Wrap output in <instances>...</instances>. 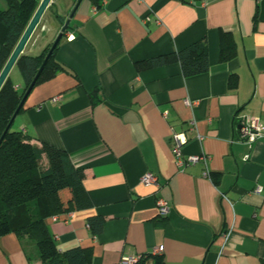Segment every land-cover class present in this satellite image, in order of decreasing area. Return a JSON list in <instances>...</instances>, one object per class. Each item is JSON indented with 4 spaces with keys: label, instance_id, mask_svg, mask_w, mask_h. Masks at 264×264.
<instances>
[{
    "label": "crops",
    "instance_id": "0c3cea01",
    "mask_svg": "<svg viewBox=\"0 0 264 264\" xmlns=\"http://www.w3.org/2000/svg\"><path fill=\"white\" fill-rule=\"evenodd\" d=\"M76 1L52 0L23 55L52 44ZM222 35L232 47L226 62ZM203 40L207 73L135 68ZM55 61L64 70L31 90L12 128L32 145L65 151L83 174L92 207L46 222L59 251L90 248L92 264L154 250L164 264H264V138L235 136L241 118L264 125V0H102L99 9L83 0ZM9 76L20 91L19 73ZM173 134L184 159L205 156L207 164L178 168ZM146 174L157 186L140 183ZM158 199L169 208L164 218ZM92 216L103 220L96 236ZM0 264L40 263L31 241L7 234Z\"/></svg>",
    "mask_w": 264,
    "mask_h": 264
},
{
    "label": "trees",
    "instance_id": "16d2710c",
    "mask_svg": "<svg viewBox=\"0 0 264 264\" xmlns=\"http://www.w3.org/2000/svg\"><path fill=\"white\" fill-rule=\"evenodd\" d=\"M3 1L5 9L0 10V71L39 4V0ZM88 1L95 9H99L102 0ZM59 23L62 27L63 21L59 19ZM221 38L220 62H226L232 58V47L228 36L222 35ZM50 47L51 44L37 57L22 54L18 58L12 71L16 70L20 75V91L15 88L10 76L1 87L0 137ZM58 48L59 44L34 87L51 80L58 71L64 70L55 61ZM170 64H178L184 78L207 73L209 60L205 41L196 42L179 52L137 62L135 68L144 71ZM42 161L46 163L44 167ZM82 181V172L72 165L65 151L45 143L32 145L27 136L11 127L0 143V237L14 234L21 240L31 241L40 264H92L90 248L59 251L46 223L51 217L92 207ZM102 226L103 220L100 217L87 219V227L94 236L101 233ZM136 264L164 262L160 255L152 253L139 256Z\"/></svg>",
    "mask_w": 264,
    "mask_h": 264
},
{
    "label": "built area",
    "instance_id": "2783aa9c",
    "mask_svg": "<svg viewBox=\"0 0 264 264\" xmlns=\"http://www.w3.org/2000/svg\"><path fill=\"white\" fill-rule=\"evenodd\" d=\"M148 21V18L146 19ZM60 99L53 98L51 101L56 103ZM238 126L235 129V136L238 140H243L249 144H252L256 142L257 140L264 138V125L260 122V120L256 118H241L238 120ZM172 142H173V148L172 153L175 159V165L182 169L187 166L194 165L197 162H202L204 165L207 164L208 158L205 156L200 157H188L187 159H184L181 155L180 147L184 143V141L181 139L180 135L173 134L172 136ZM208 172L205 170L203 172V177H208ZM140 183L143 186H157V179L151 175L146 174L144 175ZM260 188L255 189V193H259ZM156 209L158 212V216L160 218H164L168 212L169 208L167 206V203L164 200L158 199L156 201ZM52 220H57V216L52 217ZM160 250H154V254H159ZM139 259V256H128L121 259L119 264H136Z\"/></svg>",
    "mask_w": 264,
    "mask_h": 264
},
{
    "label": "water",
    "instance_id": "95a60500",
    "mask_svg": "<svg viewBox=\"0 0 264 264\" xmlns=\"http://www.w3.org/2000/svg\"><path fill=\"white\" fill-rule=\"evenodd\" d=\"M83 0H77V2L75 3L71 13L69 14L68 19L63 23L59 34L57 35L56 39L54 40V42L51 44V47L48 51V53L46 54L39 70L37 71L34 79L32 80L30 86L28 87V89L26 90V92L24 93L19 105L17 106L14 114L12 115L8 125L6 126V128L4 129L1 137H0V143L2 142L3 138L5 137L6 133L8 132V130L12 127L13 122L15 120V118L17 117V115L19 114L20 110L22 109L25 100L27 99L29 93L31 92L32 88L34 87L37 79L39 78L43 68L45 67L47 61L49 60V58L52 56L55 48L57 47V45L59 44L60 40L62 39V37L65 35V33L68 31L69 29V24L71 19L73 18V15L75 14L76 10L78 9L79 5L81 4ZM52 3V0H40L35 12L33 13L30 21L28 22L26 28L24 29L22 35L20 36L18 42L16 43L13 51L11 52L9 58L7 59L6 63L4 64L3 68L0 71V89L3 86V84L5 83V81L7 80L10 72L12 71L16 61L18 60V58L23 54L25 47L27 46L28 42L30 41L32 35L34 34V32L36 31V29L38 28V26L40 25L41 19L44 15V13L46 12V10L50 7Z\"/></svg>",
    "mask_w": 264,
    "mask_h": 264
},
{
    "label": "rangeland",
    "instance_id": "374dc122",
    "mask_svg": "<svg viewBox=\"0 0 264 264\" xmlns=\"http://www.w3.org/2000/svg\"><path fill=\"white\" fill-rule=\"evenodd\" d=\"M1 9H3V8H0V10ZM46 20V19H45ZM45 22V29H46V32H45V34L46 35H48L53 29H52V26H53V22H52V20H49V22L48 21H44ZM43 28L41 27V31H43L42 30ZM52 33V32H51ZM53 34V33H52ZM57 35L58 34H56L55 36H53V38H52V43L54 42V40L56 39V37H57ZM46 165V163H45V161H42V166L44 167Z\"/></svg>",
    "mask_w": 264,
    "mask_h": 264
}]
</instances>
